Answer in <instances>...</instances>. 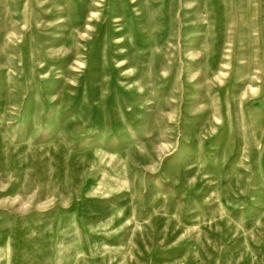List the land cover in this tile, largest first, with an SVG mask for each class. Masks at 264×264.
Segmentation results:
<instances>
[{"label":"rangeland","instance_id":"rangeland-1","mask_svg":"<svg viewBox=\"0 0 264 264\" xmlns=\"http://www.w3.org/2000/svg\"><path fill=\"white\" fill-rule=\"evenodd\" d=\"M0 264H264V0H0Z\"/></svg>","mask_w":264,"mask_h":264}]
</instances>
